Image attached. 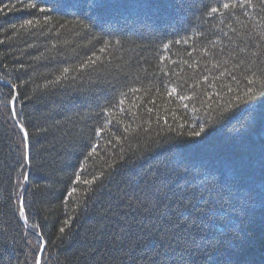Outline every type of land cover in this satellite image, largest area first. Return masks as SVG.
<instances>
[{
    "label": "trees",
    "instance_id": "trees-1",
    "mask_svg": "<svg viewBox=\"0 0 264 264\" xmlns=\"http://www.w3.org/2000/svg\"><path fill=\"white\" fill-rule=\"evenodd\" d=\"M0 264H264V0H0Z\"/></svg>",
    "mask_w": 264,
    "mask_h": 264
},
{
    "label": "water",
    "instance_id": "water-1",
    "mask_svg": "<svg viewBox=\"0 0 264 264\" xmlns=\"http://www.w3.org/2000/svg\"><path fill=\"white\" fill-rule=\"evenodd\" d=\"M11 107H12V105H11ZM12 114L14 115V113H13V110H12ZM22 132L25 134V132H24V130L22 129ZM42 251V250H41ZM40 254H41V252H40Z\"/></svg>",
    "mask_w": 264,
    "mask_h": 264
}]
</instances>
